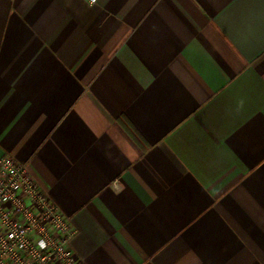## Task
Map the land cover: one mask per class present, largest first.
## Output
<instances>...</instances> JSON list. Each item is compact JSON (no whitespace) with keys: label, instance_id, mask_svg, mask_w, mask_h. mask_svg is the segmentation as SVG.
Masks as SVG:
<instances>
[{"label":"crops","instance_id":"1","mask_svg":"<svg viewBox=\"0 0 264 264\" xmlns=\"http://www.w3.org/2000/svg\"><path fill=\"white\" fill-rule=\"evenodd\" d=\"M6 156L84 264H264V0H0Z\"/></svg>","mask_w":264,"mask_h":264},{"label":"built area","instance_id":"2","mask_svg":"<svg viewBox=\"0 0 264 264\" xmlns=\"http://www.w3.org/2000/svg\"><path fill=\"white\" fill-rule=\"evenodd\" d=\"M77 233L27 163L0 159V264H84L71 247Z\"/></svg>","mask_w":264,"mask_h":264}]
</instances>
